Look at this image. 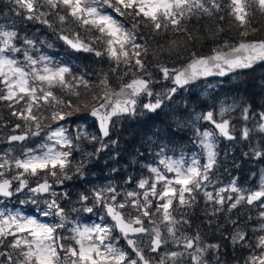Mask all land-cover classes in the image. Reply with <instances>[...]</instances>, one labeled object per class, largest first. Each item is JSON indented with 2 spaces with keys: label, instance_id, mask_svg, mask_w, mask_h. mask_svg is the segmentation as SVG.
Returning <instances> with one entry per match:
<instances>
[{
  "label": "snow or ice",
  "instance_id": "snow-or-ice-1",
  "mask_svg": "<svg viewBox=\"0 0 264 264\" xmlns=\"http://www.w3.org/2000/svg\"><path fill=\"white\" fill-rule=\"evenodd\" d=\"M15 6L12 11L17 16H23L27 21H35L45 25L56 32L54 25L60 26L59 39L63 40L72 49L77 51L94 52L96 56L107 55L115 61L113 71L119 69L121 63L125 70L123 77L131 76L127 82H122L118 91H111V85L107 78L101 80L105 89L102 96H93L96 103L84 102L73 104L58 98L52 91L55 87L67 89L78 99L80 93L75 91L77 83L89 86L83 77H73V82L66 79L70 74L67 66L51 67L50 58L41 55L34 58L29 49L36 48V41L24 36L22 39L16 28L7 25L0 26V101L8 103L12 109L11 115L25 122L28 131L20 135L9 136L8 142H23L31 136H39L47 129V140L52 143H44L38 147L39 153L34 149H26L24 158L9 160L0 157V264H153L146 257L143 249L138 246V240L143 236L149 237V249L151 252H159L163 245L169 243V239L180 250L165 252L158 260V264H224L221 260V245L205 242L199 229L186 233L182 225L191 227V222L185 216L177 218L173 213L179 208L191 209L197 201L194 193L203 191L207 202L220 205L210 215L215 216L223 210L225 201H231L228 211L237 208L242 202L252 205L259 201L264 208V177L260 189L245 194L237 187L233 180L228 188H219L215 192L208 191L211 183L210 173L217 164L216 144L213 140V132L204 131L200 145L206 152V163L201 165L197 158L191 163L181 157L173 159L163 157L159 164L163 165V171L158 167L149 166L154 174L153 180L141 179L137 187L143 191H127L124 200L117 197L120 193L112 185L93 189L92 196L81 194L79 201L82 211L95 214L97 209L103 211L104 216H99V222L91 225L81 224L78 220L69 219V211L61 206L60 198H68V193H56L49 183L48 176L54 178V182L64 184L65 180H71L72 175H83V162L75 166L73 172V151L77 150L83 137L77 134L75 138L68 134L67 127L60 121H67L76 113H83V119L94 118L98 123L102 137H110V128L115 125L114 118L135 117L138 98L142 95L153 97L154 102L143 104V108L155 113L162 109L166 100H171L179 89L194 82L200 77L210 75L224 76L237 69L252 68L255 64L264 62V39L248 41L247 31L240 33L242 39L238 44H230L225 41L221 46L213 49L211 56H196L192 53L191 60L181 68H169L159 62V56L166 54L169 58L181 59L186 50L187 41L184 44L171 40L167 46H161L159 52L153 53L156 59V67L164 80H170L172 85L166 91L154 93L152 85L153 74L149 71V65L145 58L149 54V47L139 42L143 37L139 31L150 28L152 36L161 32L184 33L188 40L194 37L188 32L184 23L201 15L212 17L215 11L221 10L218 0H10ZM231 15L241 27L250 24L249 8H256L264 14V0H230L228 5ZM112 11L109 12L108 10ZM115 13V15H113ZM117 17H128L131 27ZM219 19H224L223 16ZM66 25H78L86 32L99 33L95 39L103 42L104 51L96 50L84 42L79 33L73 36L65 35ZM216 35L211 33L212 38ZM43 43V41L41 42ZM27 46V47H25ZM23 55V61L19 56ZM215 70V71H214ZM23 102V103H22ZM22 107L17 108V105ZM52 109L50 119L57 123L55 128L51 125L42 127L41 120L48 117L37 114L41 108ZM62 106V107H61ZM64 109H68L65 111ZM251 105L243 108V119L249 120ZM231 108H222L220 116L223 117ZM252 117L258 118L256 130L264 133V111L253 113ZM203 119L214 124L223 137L233 140L230 133V121L222 119L217 122L212 111L207 112ZM33 127L35 130L33 131ZM21 128L18 123L15 129ZM253 129L245 126L242 129V138L247 140ZM83 136H88L84 133ZM91 141H96L97 136H88ZM111 144L116 141L109 140ZM108 143L101 142V147L89 156L98 154L106 149ZM11 151V150H9ZM256 157H264V151L253 150ZM7 155V153L5 154ZM17 170L12 174V166ZM45 172L43 182H37L36 186L29 183V176H37ZM7 173V174H6ZM167 173H174L170 178ZM162 183L158 190L157 185ZM179 186V187H176ZM236 193L224 196L227 191ZM50 194L51 199H45ZM187 194V197H186ZM23 196L24 199H20ZM16 197L20 205L32 204L39 216L57 217L55 222H45L37 215H26L19 208L9 209L5 200ZM59 197V198H58ZM174 200L178 207H174ZM43 201L44 207H40ZM91 203V206L88 204ZM129 209L125 212L122 210ZM71 212L79 213L80 208H72ZM264 221V211L260 212ZM105 216L112 223H105ZM212 220L208 226H212ZM234 225L235 221L232 222ZM71 225V227H68ZM151 225V227H149ZM163 225V228H161ZM67 229L72 233L71 244H65L67 239L60 230ZM118 230L120 236L126 240L128 250L117 246L119 237L113 236V231ZM260 230L264 232V223ZM166 233V234H165ZM247 232L238 229L231 240L234 244H241L249 249V255L243 264H264V235H260L255 244L249 242Z\"/></svg>",
  "mask_w": 264,
  "mask_h": 264
},
{
  "label": "rangeland",
  "instance_id": "rangeland-1",
  "mask_svg": "<svg viewBox=\"0 0 264 264\" xmlns=\"http://www.w3.org/2000/svg\"><path fill=\"white\" fill-rule=\"evenodd\" d=\"M222 3H230V0H221ZM1 2H5L8 4H11V7H15L10 0H0ZM0 16V26L7 25L9 27V23L12 21V18L9 17V20H4ZM10 21V22H9ZM35 22V21H32ZM59 38V35H54V38ZM27 47V46H25ZM60 50V53H64L65 50L59 46L54 45V43L49 44H38L35 49H29L30 55H32L34 58H39L41 55L46 56L47 54L50 57V66L60 67L63 66L62 62L59 60L60 65H55L53 63V59H51L54 54L52 51L58 52ZM52 52V53H50ZM54 58V57H53ZM19 59L23 61V55L19 56ZM71 69L70 67H68ZM150 71V70H149ZM154 81L155 78L153 77ZM253 80H256L260 87H264V66L258 70H255L250 75L245 76L243 74H237L234 75L226 80H211L206 81L203 83H200L196 86L186 88L184 90H178L177 93L173 96L171 100H166L164 106L161 110L163 111H170L169 116L173 117L175 120V124L178 126V128L182 130L189 131L192 134L191 141L193 147L192 152L187 153H181V154H174L170 153L165 150H154V157L152 158L150 155H142L145 156L143 160L142 167L146 168L148 171L147 178L148 180L154 179V174L149 170V166L151 167H158L162 171L163 165L159 164V161L163 157H170L173 159H180L183 157V159L186 161V163H191V160L193 158H197L199 160V163L201 162L202 158V165L206 163V152L200 145L199 141L202 139V133L204 131H212V128L215 129V126L212 122L207 121L203 119L202 117L209 111H212L214 113V119L219 122L222 119H230L231 117H238V115L243 114V108L247 107L248 105V98L245 97L243 94V90L247 83L249 84ZM248 80V82H247ZM166 82V80H165ZM171 82V81H170ZM171 83L164 84L163 82L159 83L155 88H152L154 93L164 92L168 87H171ZM56 90V89H55ZM55 94V93H54ZM57 96V94H55ZM58 97V96H57ZM155 95L153 97H148L146 95H143L141 98L138 99V105H137V111L140 113L139 115L135 116H142L144 111H148L143 108V104L154 102ZM1 102V101H0ZM19 108L18 106H16ZM222 108H231V111H228L225 113L223 117L220 116V111ZM135 117H131L129 119H133ZM131 120H125V119H118L116 120L115 125L112 128V135L115 134L118 136L121 132V130L124 128V124L128 123ZM258 123V118L251 117L249 120L246 121V126L250 129H253V131L250 133V138L248 139L250 146L254 147L255 150H260V134L261 132L256 130V124ZM60 124L65 125L68 130V134L75 138L77 134L82 135V139L80 141H76L75 143L79 145L78 149L73 151L72 157L69 159L72 160L73 165V172L75 171V166L81 162H83L84 167L82 169L83 175H79V178L81 181H86L87 185V191H81L75 193V199L76 201L73 203L72 208H80L81 211L79 213L71 212L72 209H67L66 205L63 203V200L65 198H60V203L62 207H65L66 210L69 211V219H75L78 220L81 224H88L91 225L94 222H99L98 217L104 216V213L102 210L97 209L95 214L92 213H86L82 211V204L79 201V197L81 194H86L89 197L92 196V190L93 189H100L102 187H107L108 185L114 186L111 179L114 175L118 174L119 176L121 173L118 171H113L109 166L108 163L112 162L115 163L119 156L121 158H126V156L123 154L122 147H117V140L111 138L109 140L116 141L115 144H111L109 140L105 141L101 138V135L98 131L97 124L94 120L90 119L89 117L85 120L82 117H78L76 120H68L62 121ZM10 125L9 122L4 123V127ZM25 125V123H24ZM52 128H55L57 125H51ZM240 126V127H239ZM239 127V128H238ZM242 129L243 124L240 120L239 123H235V120L233 121V127L231 128V131L233 134L236 135L237 140L235 143L229 145L227 141H225L220 133L217 131L215 134L213 132V140L216 144V151L218 153L217 155V164L218 169H216V166L213 168L212 172L210 173V180L211 183L208 185L207 190L215 192L219 188H228L229 185L233 180L237 179L234 177V175L231 176L232 180L226 178V179H217L222 175H227L229 173V170H222L220 168L221 164H229L230 161H233V158L231 157L229 160V156L232 155V149L239 146L242 141ZM19 129H11V134L7 135L5 139L3 140L2 147H0V157L7 158L9 160H14L17 158L23 159L24 158V152L26 149H34L37 153L41 151V149L38 147L39 145H42L44 143L51 144V141H48L47 136V129L45 128L44 131L41 132L39 136H33L36 139H39L37 142V145L31 146V141H34L32 136H29L28 139H26L23 142H8V137L11 135H20L21 133L18 132ZM35 128H33V131ZM84 133H87L88 136L95 135L98 137L96 141H91L88 136H83ZM220 141L225 142L223 144L225 146V151L223 154H221L217 150V146L219 145ZM101 142L108 143V147L102 151H100L98 154L89 156L88 153H94L97 148L101 147ZM222 142V143H223ZM11 150V151H9ZM120 151V154L115 155L116 152ZM252 152V156L245 153V159L247 162V165L249 166H257L258 174L255 173L252 174V177L245 183L247 187H240L237 183V187L242 189L245 194H248L253 191H257L260 189L261 185V178L264 177V163H262L260 160H262V157H256L253 154V149L250 150ZM7 153V155H5ZM102 161L103 170L101 171L99 169L98 163L99 160ZM226 159V160H225ZM134 161H137V157L134 156ZM264 160V158H263ZM2 162V161H0ZM119 166V165H118ZM122 167V165L120 164ZM17 170L14 168V165L12 166V174H14ZM7 174V173H6ZM46 175L45 172H40L37 176H29V183L32 186H36L37 182H43V178ZM70 175H72L70 173ZM167 175L172 178L174 177V173H167ZM122 176V174H121ZM73 177V175H72ZM216 177V178H214ZM49 180V183L52 184V189L56 193H64L67 192V184L70 183V180H65L64 184H58L54 182V178L51 176L47 177ZM98 180V181H97ZM251 180V181H250ZM122 185L124 186L125 191H130V187H127L129 181H121ZM162 183L157 185L158 190L162 188ZM179 187V186H176ZM139 190V188H138ZM119 193L120 191L117 190ZM139 192V191H138ZM196 196V205L191 209H184L179 208V211L174 212L173 214L177 216V218H181L182 216L186 215V218L189 220V217H191L194 213H197L196 220L197 224L200 225H206L208 226V221L212 220V228L211 230L208 229L206 232H201V234L205 238L206 243L210 244H219L221 245L220 253H221V260L224 262V264H243L244 259L249 255V249L247 247H242L241 244L237 243L234 244L231 240V236L235 234V232L238 229H242L245 232H247L249 239V242L252 244H255L257 238L260 235H264V232L260 230L261 223H264V221L261 220L260 212L264 211V208H261L260 202L255 205H248L246 203H241L237 206V208L232 209L230 212L227 210L229 204L231 201H225V204L223 206V210L216 213L215 216L210 215L216 208H220V205H214L210 202L206 201V198L203 195V191L199 193H194ZM224 196L231 195L233 198L237 195L236 193H232L230 190L223 193ZM121 194L117 197L118 200L122 201L124 198L120 197ZM187 197V194H186ZM45 199H51L52 197L49 195L44 197ZM59 198V197H58ZM71 198V197H70ZM69 198V200H70ZM20 199H24L23 196L20 197ZM2 200V199H0ZM66 202V201H65ZM5 204H7L9 209H15L19 208L21 211H23L26 215H37L39 216L38 212L35 210V206L32 204H25L20 205L17 198L11 200V201H4ZM88 206H91V203L88 204ZM4 204H0V208H3ZM40 207H44L43 201H41ZM174 207H178V202L174 200ZM26 209H29L28 211ZM32 210V211H31ZM129 211L127 209L125 212ZM55 218V219H54ZM39 219L45 222H55L58 220L57 217H43L39 216ZM235 221L236 224L234 225L232 222ZM105 223H112L109 217L105 216ZM186 226L188 225H182L181 228L185 232ZM68 227H71L69 225ZM151 227V225H149ZM161 228H163V225H161ZM197 229H194L195 231ZM117 230L113 231L114 237H119L117 246L127 250V242L125 239H123L118 233H116ZM191 231V232H193ZM186 232V233H191ZM60 233L66 237L63 241L65 244H71L73 241L70 239L72 233L69 232L67 229L60 230ZM166 234V233H165ZM149 237L147 235L143 236L138 240V246L141 247L146 255V257L150 258L153 261V264H158V260L163 256L165 252L173 251V250H180L176 244H174L171 239H169V243L162 246V249L158 254H151V251L149 249ZM240 251L239 257L235 259L233 254L234 250ZM228 255H230V258L228 259ZM235 259V260H234ZM185 264H187V257H185Z\"/></svg>",
  "mask_w": 264,
  "mask_h": 264
},
{
  "label": "trees",
  "instance_id": "trees-1",
  "mask_svg": "<svg viewBox=\"0 0 264 264\" xmlns=\"http://www.w3.org/2000/svg\"><path fill=\"white\" fill-rule=\"evenodd\" d=\"M221 3V10L215 11L212 17L207 15H201L198 18H193L191 21L185 20L184 23L188 29V32L194 37L188 40V37L184 33H173L170 29L168 32H161L156 36H152L150 28H143L139 31V36L143 37L139 42L145 43L149 47V54L145 58L146 63L149 65V70L152 72L155 78L152 88H155L159 83L169 84L170 80H165L162 78V74L156 67V59L153 58L154 52H159L161 46H167L169 41L176 40L181 44H186V50L183 52L181 59H176L175 57L169 58L166 54H161L159 56V62L169 68L176 67L181 68L186 65L192 58V53L196 56H209L213 54V49L221 46L225 41L230 44H238L242 37L240 33L242 31H247L248 36L245 38L248 41L261 40L264 39V14H261L256 8H249L250 24L244 27L239 25V22L235 21L234 18L229 15L228 3H222L223 1L218 0ZM11 4L1 2L0 3V16L4 20H9V17L13 21H9V27H15L19 31L21 39L27 36L30 39L36 41V45L45 44L48 42H55L56 45L64 44L61 39L54 38V35H59L60 26L58 24L54 25L56 32L49 29L45 25L38 22L32 23L23 18V16L15 15L12 11L13 7ZM223 16L224 19H219ZM122 22L125 23L126 27H131V20L128 17H119ZM215 32L216 35L212 38L211 33ZM75 33H79L80 37L85 43L91 45L96 50L104 51L105 45L103 42L96 40L95 38L99 36V33L93 30L92 32H86L83 27L78 25H66L64 33L65 35L73 36ZM43 41V43H41ZM59 60L70 66V74H66V79L69 82H73V77L79 78L83 77L84 80L88 81L89 86L85 87L83 84L77 83L75 91L80 93V99L69 92L67 89L61 87H55L53 90L56 92L58 98L71 101L73 104H82L84 102L96 103L92 97L102 96L105 89L100 83L102 79L107 78L111 85V91H116L120 88L122 82H127L131 76L123 77L121 80V74L125 70V65L120 64L119 69L114 72L112 69L115 67V61L108 58L107 55L96 56L94 52H84L81 54H75L71 51H67L66 55H62L60 50L58 51ZM55 59L56 62L59 61ZM245 75V74H244ZM247 74L245 76H248ZM248 82V80H247ZM56 89V90H55ZM244 96L248 98V105H251L250 117L253 113H258L264 110V87H260L256 80L252 79V82L245 86ZM23 103V102H22ZM247 105V106H248ZM19 108L21 105H17ZM62 107V106H61ZM67 111L68 109H64ZM12 109L8 107V103L0 102V147H2L3 140L9 134H11V129L15 127L16 124H20L18 132L24 134L28 131V128L24 125V121L18 120L16 117L11 115ZM52 109L47 106L41 108L37 114L48 117L41 120L42 127L45 125H57L50 119ZM170 111H163L161 109L157 110L155 113L144 111L142 116H138L131 119L128 123L124 124V128L121 130L120 134L116 136L113 134V139L117 140V147H122V152L126 158H119L115 163L109 162L108 166L113 171H118L122 174L117 176L114 175L111 179L117 190L120 191L121 198L124 197L126 192L121 181H127L131 179L127 187H130V191H143L138 190L137 184L141 179H146L148 171L146 168L142 167L144 155H150L152 157L154 150H163L167 148H175L182 150L190 145L189 138L190 133L185 132L175 125V120L173 117L169 116ZM83 117V113H76L68 118V120H76L77 118ZM242 123L246 126V120L243 116L239 117ZM9 122L10 125L4 127V123ZM62 122V121H60ZM59 122V123H60ZM34 128V127H33ZM33 130V129H32ZM264 140V139H263ZM36 146L37 144L31 142L30 146ZM244 146H246L244 144ZM120 154V151L116 152L115 155ZM134 156L137 157V161H134ZM102 159L99 160L98 166L102 171ZM122 165V167L120 166ZM119 165V166H118ZM254 171L256 169L254 168ZM235 170H233V173ZM72 174V173H71ZM73 177L70 183L67 184L68 198L64 199L67 209H71L73 203L76 201L75 193L81 191H87L86 181H81L79 175L72 174ZM98 181V180H97ZM71 197V198H70ZM70 198V200H69ZM66 201V202H65ZM122 210V211H126ZM240 251L234 250L233 254L235 259L239 257ZM228 259L230 255H228ZM234 259V260H235Z\"/></svg>",
  "mask_w": 264,
  "mask_h": 264
},
{
  "label": "water",
  "instance_id": "water-1",
  "mask_svg": "<svg viewBox=\"0 0 264 264\" xmlns=\"http://www.w3.org/2000/svg\"><path fill=\"white\" fill-rule=\"evenodd\" d=\"M69 46V45H68ZM70 47V46H69ZM71 48V47H70ZM72 49V48H71ZM72 50H74V51H76V52H81V51H77V50H75V49H72ZM264 62H260V63H257V64H255L252 68H248V69H237V70H235V71H233V72H229V73H227L226 75H224V76H220V75H210V76H207V77H200V78H198L197 80H195L194 82H192V83H190L189 85H187V86H185V88L186 87H188V86H192V85H196V84H198V83H200V82H202V81H204V80H207V79H217V78H219V79H225L226 77H228V76H230V75H233V74H236V73H239V72H246V71H250V70H252V69H254L256 66H258V65H260V64H263ZM215 71V70H214ZM185 88H183V89H185ZM92 118V117H91ZM116 118H114V120H115ZM109 138V137H108ZM108 138H105V137H103V139H108ZM254 203H256V202H254ZM152 253H157V252H152Z\"/></svg>",
  "mask_w": 264,
  "mask_h": 264
},
{
  "label": "flooded vegetation",
  "instance_id": "flooded-vegetation-1",
  "mask_svg": "<svg viewBox=\"0 0 264 264\" xmlns=\"http://www.w3.org/2000/svg\"><path fill=\"white\" fill-rule=\"evenodd\" d=\"M230 123H231V120H230ZM261 151H264V148L261 149ZM262 158H264V157H262ZM261 162L264 163V160H262ZM232 165L243 166V167H246V168L249 167V165H247V162H240V161L236 162V160H234V158H233V161L230 162V166H232ZM234 177L237 179V181L235 180L236 183H237L238 180L240 179V175L239 174H236ZM230 179L232 180V178H229V180Z\"/></svg>",
  "mask_w": 264,
  "mask_h": 264
},
{
  "label": "bare ground",
  "instance_id": "bare-ground-1",
  "mask_svg": "<svg viewBox=\"0 0 264 264\" xmlns=\"http://www.w3.org/2000/svg\"><path fill=\"white\" fill-rule=\"evenodd\" d=\"M171 83V82H170ZM172 84V83H171ZM187 88H189V87H187Z\"/></svg>",
  "mask_w": 264,
  "mask_h": 264
}]
</instances>
